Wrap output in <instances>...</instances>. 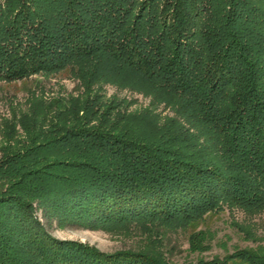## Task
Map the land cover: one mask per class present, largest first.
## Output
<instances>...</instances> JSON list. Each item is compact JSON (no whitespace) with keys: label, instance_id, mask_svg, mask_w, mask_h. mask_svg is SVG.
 I'll return each mask as SVG.
<instances>
[{"label":"trees","instance_id":"16d2710c","mask_svg":"<svg viewBox=\"0 0 264 264\" xmlns=\"http://www.w3.org/2000/svg\"><path fill=\"white\" fill-rule=\"evenodd\" d=\"M63 71L78 96L0 118V264H173L166 235L207 253L223 211L252 245L194 264H264V0H0V82ZM38 213L146 243L103 253Z\"/></svg>","mask_w":264,"mask_h":264},{"label":"rangeland","instance_id":"374dc122","mask_svg":"<svg viewBox=\"0 0 264 264\" xmlns=\"http://www.w3.org/2000/svg\"><path fill=\"white\" fill-rule=\"evenodd\" d=\"M81 93L80 85L68 71H63L50 76L37 75L19 82H0V118L11 119L13 110L26 109L27 100L36 96L44 100L54 97L78 96ZM104 93L108 98L117 97L131 102V111L148 108L150 99L144 95L128 90H119L114 86H105ZM156 113L161 118L173 116L169 109L159 106ZM37 218L50 235L61 241H76L94 247L103 253L118 251H140L145 245V238L137 234H114L99 229H83L73 225L60 226L55 220L48 222L41 213ZM243 215L240 212L230 213L223 211L210 215L199 227L215 235L212 248L202 255L192 254L189 251L188 232L168 233L163 241V251L173 264H194L198 258L206 260L215 256L223 257L232 253L235 247L244 248L251 243L241 239L240 234L231 227V221L241 222ZM258 235L264 237V216L258 230Z\"/></svg>","mask_w":264,"mask_h":264}]
</instances>
